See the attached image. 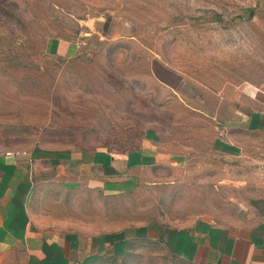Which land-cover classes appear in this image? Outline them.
Listing matches in <instances>:
<instances>
[{
  "label": "rangeland",
  "instance_id": "1",
  "mask_svg": "<svg viewBox=\"0 0 264 264\" xmlns=\"http://www.w3.org/2000/svg\"><path fill=\"white\" fill-rule=\"evenodd\" d=\"M47 37L80 53L48 57ZM175 93L225 115L242 97L264 102V0H0V153L126 152L155 124L189 137L181 131L197 120ZM169 173L154 189L104 199L103 222L86 226L248 225L264 200V165L196 156ZM101 264L189 263L137 240Z\"/></svg>",
  "mask_w": 264,
  "mask_h": 264
},
{
  "label": "crops",
  "instance_id": "2",
  "mask_svg": "<svg viewBox=\"0 0 264 264\" xmlns=\"http://www.w3.org/2000/svg\"><path fill=\"white\" fill-rule=\"evenodd\" d=\"M42 47L48 57L73 59L80 53L78 42L55 37ZM175 95L190 110L192 123L197 120L184 127L190 132L181 131L189 137L155 124L126 152L0 153V264H101L124 256L137 240H158L189 264H264V200L248 225L221 226L202 218L179 228L157 223L118 234L86 226L103 222L104 199L154 189L196 156H220L254 169L264 165V102L242 97L225 115L192 108Z\"/></svg>",
  "mask_w": 264,
  "mask_h": 264
}]
</instances>
